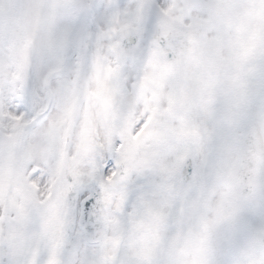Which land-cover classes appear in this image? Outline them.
<instances>
[{"label": "snow or ice", "instance_id": "obj_1", "mask_svg": "<svg viewBox=\"0 0 264 264\" xmlns=\"http://www.w3.org/2000/svg\"><path fill=\"white\" fill-rule=\"evenodd\" d=\"M0 264H264V0H0Z\"/></svg>", "mask_w": 264, "mask_h": 264}]
</instances>
